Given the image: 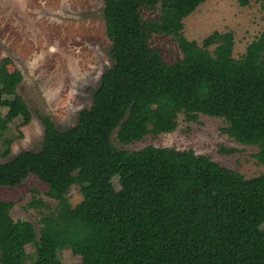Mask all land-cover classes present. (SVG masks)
I'll list each match as a JSON object with an SVG mask.
<instances>
[{"label":"trees","instance_id":"16d2710c","mask_svg":"<svg viewBox=\"0 0 264 264\" xmlns=\"http://www.w3.org/2000/svg\"><path fill=\"white\" fill-rule=\"evenodd\" d=\"M205 1L104 0L113 64L92 104L66 129L40 113L41 149L0 161V185L33 173L58 200L39 230L12 216L13 201L0 200V264H69L59 254L65 248L81 264H264V172L246 177L193 149L113 142L115 130L125 145L175 130L181 113L188 121L210 114L226 119L224 133L259 146L264 165V31L241 57L232 30L189 39L184 19ZM157 34L169 35L182 56L167 62ZM12 63L10 56L0 62L1 136L5 108L23 118L28 112L18 105L24 75ZM12 142L0 156L11 154ZM74 184L83 193L76 205L68 197ZM43 205L38 197L29 203Z\"/></svg>","mask_w":264,"mask_h":264},{"label":"rangeland","instance_id":"374dc122","mask_svg":"<svg viewBox=\"0 0 264 264\" xmlns=\"http://www.w3.org/2000/svg\"><path fill=\"white\" fill-rule=\"evenodd\" d=\"M104 0H0V62L10 56V69L19 68L24 79L18 88V105L28 109L24 116L3 110L5 133L0 148L12 139V152L0 161L11 159L24 149L39 150L44 141V127L38 115L51 114L58 128L77 123L81 109L92 104L94 91L102 74L112 66L111 41L106 32ZM151 14V13H147ZM154 15V14H153ZM185 34L199 42L214 30H232L235 34L234 55L241 57L250 42L264 31V6L261 0H206L185 17ZM155 46L163 58L175 62L182 51L167 34H157ZM227 124L222 116L201 113L198 120L179 116L178 127L170 132L149 133L140 140L122 144L115 130L113 142L120 148L138 150L147 145L193 149L213 160L253 177L264 172L256 153L259 146L244 144L222 131ZM114 182L118 185V176ZM49 185L31 173L16 186L0 185V200L13 201L15 219H28L39 230L44 214L58 206L50 196ZM35 197L47 206H29ZM76 205L83 199L80 186L68 193ZM27 249L33 239L27 237ZM62 260L81 264L82 256L69 248L59 251Z\"/></svg>","mask_w":264,"mask_h":264}]
</instances>
